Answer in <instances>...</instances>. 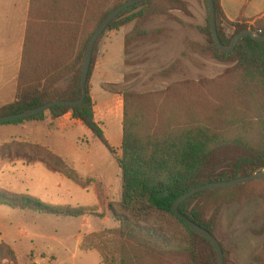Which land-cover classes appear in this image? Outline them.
Listing matches in <instances>:
<instances>
[{
    "label": "rangeland",
    "instance_id": "rangeland-1",
    "mask_svg": "<svg viewBox=\"0 0 264 264\" xmlns=\"http://www.w3.org/2000/svg\"><path fill=\"white\" fill-rule=\"evenodd\" d=\"M52 2L35 0L43 13L50 11ZM181 2L182 9L170 6L164 13L145 18L141 27L150 32L146 36L127 39L138 22L133 19L107 29L97 41L88 87L95 119L111 150L72 115L75 121L62 126L50 117L36 123L0 124V192L30 195L58 206H84L93 212L63 217L0 204V246L6 244L15 252L16 264H106L101 249H110H103V242L110 248L117 243L120 227L109 204L122 197L118 158L122 155L124 92L146 101L141 110L142 128L156 131L157 126L160 130L188 125L183 122L193 101L199 104L202 119L206 117L215 128L223 127L229 138L264 147L255 142L264 138V90L255 91L252 99H243L242 88L236 85L241 80L237 59L214 54L207 0ZM155 4L168 6L165 0ZM140 9L142 6L124 16ZM96 23L89 25L87 33ZM218 29L230 40L236 27L220 15ZM34 38L38 42L40 33ZM58 45L48 52L58 51ZM17 79L11 85H0V107L15 100ZM70 79L71 75L62 83ZM229 87L236 93L229 94ZM158 111H165L171 119L162 121ZM227 113L239 119L233 125H220ZM18 144H39L60 156L77 172L80 182L48 169L45 160L50 157L45 152ZM240 185L243 187L237 191L201 195L196 202L203 208L204 219L211 218L216 225L213 231L224 249L225 264H264V178ZM171 222L173 227L177 224ZM164 227L171 232L169 226ZM194 245L198 264H217L209 244L196 237ZM11 258L7 251L0 252V264H8ZM154 262L192 264L181 255Z\"/></svg>",
    "mask_w": 264,
    "mask_h": 264
},
{
    "label": "trees",
    "instance_id": "trees-1",
    "mask_svg": "<svg viewBox=\"0 0 264 264\" xmlns=\"http://www.w3.org/2000/svg\"><path fill=\"white\" fill-rule=\"evenodd\" d=\"M125 1L127 0H77L75 3V0H53L50 11L43 13L39 11L35 0H31L30 20L17 79L16 98L0 107V116L21 113L55 100L79 99L82 95L81 72L89 41L107 16ZM158 1L146 0L129 7L113 20L107 29L117 28L137 19V25L127 39L146 36L150 32L141 27L145 18L164 13L170 6L184 8L181 0H165L167 7L155 4ZM214 2L217 29L221 15L228 22L234 23L236 27L234 36L244 29H252L264 34V15L257 19L240 17L230 21L225 16L220 0ZM141 6L142 9L138 12L124 16ZM95 21H97L95 28L87 33L89 25L92 23L94 25ZM37 32L40 33L41 38L38 42L34 38ZM218 34L223 44L231 43L233 37L230 40L222 37L219 29ZM55 43H59V50L48 52L49 47L53 49ZM212 46L217 57L237 59L241 80L239 85H236L242 88L239 91L242 92L244 100L254 98L258 89L264 90V42L246 37L230 53L221 52L214 41ZM72 71H74L73 75ZM69 75H71L70 81L62 83ZM89 77L87 96L81 104L54 106L48 112L1 124L43 121L47 117L54 121L71 113L73 118L80 120L111 150L102 128L95 119L93 100L88 87ZM231 90L232 88L229 87L228 91ZM233 93L236 92L232 91L229 94ZM164 94L161 93V96ZM123 96L122 155L118 158L122 170V197L119 202L109 204V210L120 227L117 243L113 242L110 248L106 241L103 242L102 248L110 249L106 252L101 249L103 262L155 264L154 261L167 260L170 255H181L186 256L192 264H198L194 245L195 238L198 237L209 244L212 256L219 264L214 245L183 223L173 213L172 206L178 197L197 186L248 176L264 167V147L259 145L264 144V138L253 140L261 148L241 138H229L223 127L215 128L207 122L206 117L202 119L199 104L193 101L190 102V113L188 112L186 122H183V124L189 123L188 125L160 130L157 126L156 131L142 128L144 121L141 110L146 101L143 102V97L140 98L130 92H124ZM227 101L233 106L230 100ZM255 104L258 105L259 102ZM161 108L163 109V106ZM164 112H159V115L162 121L166 122L171 118L165 116ZM238 119L235 114L227 113L224 119H221L220 125L227 123L233 125ZM18 145L20 148L27 147L32 151L45 152L50 157L45 160L48 169L61 172L66 177L80 182L77 172L69 168L60 156L39 144ZM7 148H11V145ZM242 187L243 185H236L199 192L183 202L180 211L214 235L213 229L216 225L211 218L204 219L203 208L196 202L198 197L220 191H237ZM234 193L231 195L234 196ZM192 203L194 204L190 208ZM0 204L63 217L93 214L88 207L52 205L30 195L5 192H0ZM171 219L177 223L174 227ZM164 225L169 226L171 232ZM2 250L12 256V261L8 264H16L15 252L6 244L0 246V252Z\"/></svg>",
    "mask_w": 264,
    "mask_h": 264
},
{
    "label": "water",
    "instance_id": "water-1",
    "mask_svg": "<svg viewBox=\"0 0 264 264\" xmlns=\"http://www.w3.org/2000/svg\"><path fill=\"white\" fill-rule=\"evenodd\" d=\"M144 1L146 0H127L125 1L120 6L115 8L107 16V18L102 22V24L97 28V30L92 35L89 41V45L86 51V56L83 62V67H82V72H81L82 95L79 99L77 100H63V99L55 100V101L42 104L38 107L31 108L21 113L0 116V124L4 122L16 120V119L33 117L38 114L45 113V112H48L54 106H76V105L81 104L87 96V82H88L90 68L92 65L95 45L98 39L104 33V31L108 28L111 22L115 20L122 12H124L126 9H128L131 6H134ZM207 3H208V10H209V16H210V27H211L212 38H213L214 43L216 44V46L219 48L221 52L223 53L232 52L236 48L237 44L246 37H251L252 39L258 42H264V34L256 30L244 29L240 31L239 33H237L235 36H233L231 43L229 45L223 44L219 37L218 29H217L215 2L214 0H207ZM262 178H264V167H261L259 170L255 171L254 173L248 176L239 177V178H235V179L227 180V181L209 182L206 184H202L182 194L174 202L172 206L173 213L183 223H185L189 228H191L193 231L200 234L201 236L207 238L214 245L217 251L219 264H225L224 251H223V247L221 243L209 230L205 229L201 225L195 223L190 218L185 216L180 211V205L186 200H188L189 198H191L193 195L201 191L231 187V186L244 184V183L257 180V179H262Z\"/></svg>",
    "mask_w": 264,
    "mask_h": 264
},
{
    "label": "crops",
    "instance_id": "crops-1",
    "mask_svg": "<svg viewBox=\"0 0 264 264\" xmlns=\"http://www.w3.org/2000/svg\"><path fill=\"white\" fill-rule=\"evenodd\" d=\"M220 3L230 21L240 17L257 19L264 15V0H220ZM30 4L31 0H0V85H11L18 77L30 20ZM73 121L71 113H67L54 123L62 126Z\"/></svg>",
    "mask_w": 264,
    "mask_h": 264
}]
</instances>
